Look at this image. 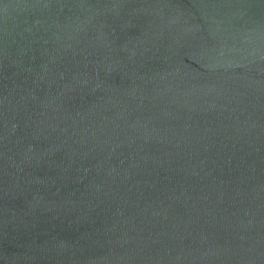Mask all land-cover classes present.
Wrapping results in <instances>:
<instances>
[{
    "label": "water",
    "instance_id": "1",
    "mask_svg": "<svg viewBox=\"0 0 264 264\" xmlns=\"http://www.w3.org/2000/svg\"><path fill=\"white\" fill-rule=\"evenodd\" d=\"M0 264H264V0H0Z\"/></svg>",
    "mask_w": 264,
    "mask_h": 264
}]
</instances>
